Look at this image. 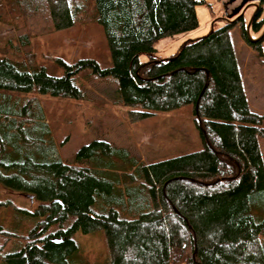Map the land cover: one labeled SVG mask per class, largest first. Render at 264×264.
<instances>
[{
    "label": "trees",
    "instance_id": "trees-1",
    "mask_svg": "<svg viewBox=\"0 0 264 264\" xmlns=\"http://www.w3.org/2000/svg\"><path fill=\"white\" fill-rule=\"evenodd\" d=\"M255 3L247 33L239 17L160 60L154 45L194 30L202 0H0V18L18 26L94 25L109 59H57L62 75L53 77L0 57V91L79 101L75 79L87 68L112 80L116 104L133 120L190 106L200 140L194 152L147 163L91 141L65 164L39 101L19 105L0 93V187L34 204L0 205L11 216L0 218V264H88L73 237L94 231L103 236L101 264H264V114L249 108L229 35L238 27L264 69V35L248 34L264 28L262 0ZM19 45H28L26 34Z\"/></svg>",
    "mask_w": 264,
    "mask_h": 264
},
{
    "label": "rangeland",
    "instance_id": "rangeland-1",
    "mask_svg": "<svg viewBox=\"0 0 264 264\" xmlns=\"http://www.w3.org/2000/svg\"><path fill=\"white\" fill-rule=\"evenodd\" d=\"M202 1L204 4L194 8L197 27L190 32L157 41L154 45V58L168 59L177 53L185 41L203 37L211 29H217L227 22L233 23L239 17H242L246 27L256 4L247 1L234 15L241 0ZM21 34L28 36V45L25 47L19 45ZM248 34L250 40L259 37L254 38ZM229 35L249 108L263 115L264 69L242 40L238 27H234ZM262 49L264 53V41ZM0 57H8L26 65L29 60L53 77L62 75L61 67L55 62L57 59L72 63L82 58H93L101 66L109 63L100 31L92 24L47 33L43 25H29L26 19L18 26L9 15L0 18ZM138 60L145 63L148 58L140 55ZM90 72L86 68L75 79L76 85L83 92V99L79 101L52 99L31 93H0L11 103L20 102L16 99L39 101L48 122L50 137L57 145L59 158L65 164H72L73 154L91 141H104L112 147L123 148L141 163L187 154L200 148L190 106L167 113H154L144 121L133 120L128 114L129 108L116 104V85L112 80L96 78ZM261 126L264 127V120ZM258 146L264 165V139L258 140ZM5 202L24 210H30L34 205L27 196L0 187V205ZM0 218L8 223L11 220L10 212L1 208ZM73 238L78 246L77 258L86 259L88 264H101L105 257L101 231L86 235L76 233Z\"/></svg>",
    "mask_w": 264,
    "mask_h": 264
},
{
    "label": "water",
    "instance_id": "water-1",
    "mask_svg": "<svg viewBox=\"0 0 264 264\" xmlns=\"http://www.w3.org/2000/svg\"><path fill=\"white\" fill-rule=\"evenodd\" d=\"M241 1H242V2H241V4H240V7H241L245 2H247V1L257 2L258 0H241ZM253 8H254L255 10H254V12L252 13L251 17L249 18V20H248V22H247V25H246V27H245L246 33H247V30H248V27H249V23H250V21H251L253 15H254V13H255L256 10H257V8H256V4H255V6H254ZM238 11H239V9H237V10L234 12V15H235V13H237ZM262 35H264V28H263V30L261 31V34H260V36H259L257 39H259L260 37H262Z\"/></svg>",
    "mask_w": 264,
    "mask_h": 264
},
{
    "label": "crops",
    "instance_id": "crops-1",
    "mask_svg": "<svg viewBox=\"0 0 264 264\" xmlns=\"http://www.w3.org/2000/svg\"><path fill=\"white\" fill-rule=\"evenodd\" d=\"M241 2H242V1H241ZM241 2H240V4H241ZM245 3H246V2H245ZM245 3H244L241 7H240V4H239V6L236 8V10H237V9L240 10V9L245 5ZM251 3H252V2H251ZM221 4H222V3H221ZM222 6H223V4H222ZM224 9H226V8H224ZM236 10H235V11H236ZM225 11H226V10H225ZM235 11H234V12H235ZM234 12H233V13H234Z\"/></svg>",
    "mask_w": 264,
    "mask_h": 264
},
{
    "label": "built area",
    "instance_id": "built-area-1",
    "mask_svg": "<svg viewBox=\"0 0 264 264\" xmlns=\"http://www.w3.org/2000/svg\"><path fill=\"white\" fill-rule=\"evenodd\" d=\"M261 9H264V0H262V5H261Z\"/></svg>",
    "mask_w": 264,
    "mask_h": 264
}]
</instances>
